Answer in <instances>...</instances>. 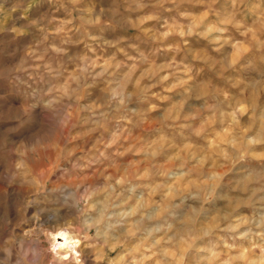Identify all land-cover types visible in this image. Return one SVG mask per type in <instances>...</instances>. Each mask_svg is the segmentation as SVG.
Listing matches in <instances>:
<instances>
[{
    "label": "rangeland",
    "instance_id": "rangeland-1",
    "mask_svg": "<svg viewBox=\"0 0 264 264\" xmlns=\"http://www.w3.org/2000/svg\"><path fill=\"white\" fill-rule=\"evenodd\" d=\"M0 264H264V0H0Z\"/></svg>",
    "mask_w": 264,
    "mask_h": 264
},
{
    "label": "bare ground",
    "instance_id": "bare-ground-1",
    "mask_svg": "<svg viewBox=\"0 0 264 264\" xmlns=\"http://www.w3.org/2000/svg\"><path fill=\"white\" fill-rule=\"evenodd\" d=\"M62 240L59 242L58 240ZM55 242L58 241L57 245L54 244L55 248H58L61 251H64L66 255H69L70 252L71 255H69L72 258L73 253V259L77 260V252L76 248L79 245V241L74 240V238L70 235L67 231H61L58 234L54 236ZM74 261V260H73Z\"/></svg>",
    "mask_w": 264,
    "mask_h": 264
}]
</instances>
